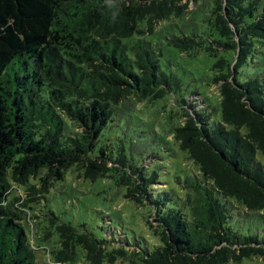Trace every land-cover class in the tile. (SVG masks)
Instances as JSON below:
<instances>
[{
    "label": "trees",
    "instance_id": "obj_1",
    "mask_svg": "<svg viewBox=\"0 0 264 264\" xmlns=\"http://www.w3.org/2000/svg\"><path fill=\"white\" fill-rule=\"evenodd\" d=\"M203 52L215 58L216 102L157 130L138 106L201 95L177 59ZM262 57L264 0H0V264L264 260V228L234 229L264 216ZM176 153L197 174L154 189ZM66 173L152 206L160 244L107 249L47 209L48 226L30 231L15 205L47 206Z\"/></svg>",
    "mask_w": 264,
    "mask_h": 264
},
{
    "label": "rangeland",
    "instance_id": "obj_2",
    "mask_svg": "<svg viewBox=\"0 0 264 264\" xmlns=\"http://www.w3.org/2000/svg\"><path fill=\"white\" fill-rule=\"evenodd\" d=\"M185 1L187 0H183V2ZM194 8L195 5L191 2L189 9L193 10ZM183 61V59H177V62L189 66L187 78L183 81L185 87L189 90L195 89L201 95L185 97V105L174 103L171 97L158 103L144 102L140 104L138 106L140 115L143 114L147 119L154 121L157 130L161 127V124L168 121L181 123L182 118L180 116L183 110L186 109L192 113L188 108L189 105H192L194 110H200L204 109L205 105L213 103V101L216 102L217 87L210 86L209 83V80L214 76L212 65L215 58L209 57L208 54L203 52L197 58L189 59L187 63ZM260 70L264 72V61L260 65ZM173 156L178 159L179 166L170 164V161L167 160L162 169L165 172V176H162L165 182L156 184L154 189L166 188V183L174 182L177 176L181 177L185 172L190 171L195 175L197 174V169L182 154L176 153ZM144 165H148V159L145 160ZM59 186L64 187L61 189ZM53 193L48 197L49 204L47 206V201L43 197L38 200L40 206L34 209H26L20 207L19 204L15 205L16 208L21 210L17 212L22 215L23 222L30 231L34 230V223H39L40 228L48 226L44 217L47 209L52 210L63 222L69 223L80 230L85 229L86 233L92 234L96 239L105 238L107 249L122 246L121 239L123 243L136 240L140 242L141 247L146 246L148 250H152L160 244L158 239L151 234L146 224L149 217V221L153 223L154 208L148 204L138 206L134 202L124 199L122 197L124 192L117 189L113 183L82 182L76 177L75 173H66L65 181L57 184ZM20 195L25 199V194L21 193ZM13 196L19 195L15 192ZM27 205L32 206V204ZM33 206L36 207V205ZM262 215H264V212ZM263 228L264 216L244 219L243 222L234 224V229L242 235L251 233L259 235ZM39 231L42 233L45 230ZM42 249L37 248L35 250L36 255H44V252L39 254ZM115 264L127 263L118 261ZM229 264H264V260L260 258H243L240 262H230Z\"/></svg>",
    "mask_w": 264,
    "mask_h": 264
}]
</instances>
